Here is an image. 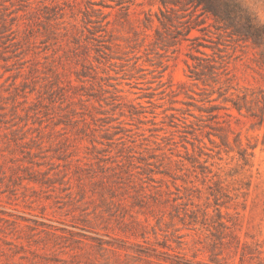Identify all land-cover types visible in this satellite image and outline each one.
<instances>
[{"label":"rangeland","instance_id":"obj_1","mask_svg":"<svg viewBox=\"0 0 264 264\" xmlns=\"http://www.w3.org/2000/svg\"><path fill=\"white\" fill-rule=\"evenodd\" d=\"M263 115L259 50L212 17L0 0V264H264Z\"/></svg>","mask_w":264,"mask_h":264},{"label":"trees","instance_id":"obj_2","mask_svg":"<svg viewBox=\"0 0 264 264\" xmlns=\"http://www.w3.org/2000/svg\"><path fill=\"white\" fill-rule=\"evenodd\" d=\"M162 2L165 6H180L182 11L188 12V16H193L198 13L199 17H212L218 31H223L230 38H234L237 41L251 43L254 48L258 49L262 64L264 65V23H260L257 20V17L250 8L246 6L244 0H162ZM172 11H174V9H167L166 11L161 10L162 17L160 22L166 30H168L170 26L177 27L173 23ZM187 23L188 22H181V26ZM186 29L185 36L190 34L192 28L186 26ZM182 32L183 31L178 30V35H181ZM161 37H163V34H161ZM199 39V37L193 39L195 44L193 48L202 56H197L195 54L191 56L194 63L189 67V77L193 78L195 81H202L204 83L209 81L217 82L218 77L225 74L227 69H225L223 62L201 50V47L212 48V46H207L199 42ZM224 95L225 94L220 93L218 99H210L208 102L212 103L217 101L224 97ZM224 99L228 101L226 98ZM234 103L236 109L241 111L243 106L236 102ZM215 108L217 107H213V109ZM252 116H255V114H252ZM260 119V124H264V115Z\"/></svg>","mask_w":264,"mask_h":264}]
</instances>
